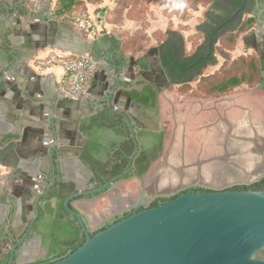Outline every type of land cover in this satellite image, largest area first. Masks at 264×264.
I'll use <instances>...</instances> for the list:
<instances>
[{
	"label": "water",
	"instance_id": "obj_1",
	"mask_svg": "<svg viewBox=\"0 0 264 264\" xmlns=\"http://www.w3.org/2000/svg\"><path fill=\"white\" fill-rule=\"evenodd\" d=\"M218 29L209 36V47ZM255 37L264 45V33ZM55 38L46 1L0 0V225L12 220L19 235L44 210V203L58 211L59 196L72 189L63 206L85 239L65 257L46 264H264L259 256L264 250V188L205 185L210 191H182L93 233L96 229L85 215L91 220L97 215L91 211L94 199L85 195L108 192L123 172L100 184L128 161L132 141L130 161L139 151V133L145 127L159 130L161 82L154 61L123 64L127 46L108 43L91 53L86 109L70 114L54 107L52 91L25 84L26 51ZM244 52L254 54L248 46ZM260 155L262 174L264 148ZM60 183L66 189L51 195ZM185 187L151 197H166ZM37 240H16L7 264L21 243L17 264L42 259L45 250ZM10 244L0 243V254Z\"/></svg>",
	"mask_w": 264,
	"mask_h": 264
},
{
	"label": "flooded vegetation",
	"instance_id": "obj_2",
	"mask_svg": "<svg viewBox=\"0 0 264 264\" xmlns=\"http://www.w3.org/2000/svg\"><path fill=\"white\" fill-rule=\"evenodd\" d=\"M201 16L202 20L195 25V33L197 35L188 40L189 44L187 46L180 38L174 40L172 38L173 32H170L169 36L166 38L165 45L161 47L157 61V65L161 69V75L158 81L168 85H181L183 83L192 82L193 80H198L201 76L206 75L203 73L204 70L210 66H215L219 59L220 51L217 47L221 37L227 34L237 33L246 24L249 27L239 34H243V42L254 51L259 61L261 78L259 82L256 83V87L264 93V45L257 44V39L255 37L256 32L264 33V0H246L244 4L243 0H211L201 12ZM218 27L216 41L209 47V36L212 31ZM248 125L249 128H247ZM250 130L264 143V126L262 124L253 125V123L245 121L243 126L238 128L236 132L238 134H243L249 133ZM164 131V127L159 130H152L145 127V132L139 133L138 135L139 151L137 150L134 158L130 161V156L134 149L132 141L131 151L128 154V161L124 164L119 163L117 168L121 169L114 175L105 179L100 185L117 177L121 172H123V175L115 179L114 183L107 188L108 192L98 191L93 194L85 195L90 199H94L92 200L91 206L93 209L91 211L93 214L98 215H93L94 220H91L89 216L85 215L90 228L96 229L93 233L130 215L133 210L138 211L159 203H164L182 191L210 190V188L205 187L203 183L211 186H218L224 182L225 178L221 175V171L213 164L202 166L200 181L191 182L195 181L197 178L194 168L189 166L186 178L191 182L190 184L194 183L196 185H185L186 187L183 190H179L166 197H151L155 194L176 190L159 192L153 190L150 192L145 189V174L154 161L164 154ZM215 142L217 141L214 131H208L200 140L198 148L199 154H205L208 149L216 148ZM246 153L242 162L244 166L249 169L254 165L252 164L251 157ZM172 160L174 161L173 158ZM127 165L128 167L126 168ZM256 171L255 169L252 172H245L246 177L252 179L249 183L235 182L222 187V189H227L235 185H250L252 183H258V187L264 188V171L259 175H257ZM46 198L45 201H48L51 197ZM42 199H44V197ZM38 201L37 199V203ZM47 203L48 202L44 203V210L38 211L37 217H33L19 235L14 232L12 220L9 223L0 225V243H5L6 241L11 242L7 251L3 254L1 253L2 255L0 254V259L9 255V249L16 243V240L22 238L23 243L31 240L33 237H37L39 249L44 248L45 250L42 259L53 258L54 253L50 252V246L53 243L52 239L56 236L58 240L61 241L58 244V248H60L63 246L62 242L73 237L68 226L56 224L55 219L58 215V211L50 208ZM91 206H89V208ZM72 207L74 208V206ZM99 215L102 216L98 219ZM39 216H41V218H38ZM68 218L71 220L75 219L69 213L64 220ZM75 223L79 226L77 221ZM93 233H91V235ZM22 243L18 244L13 252V254L16 253L15 262H17L18 252Z\"/></svg>",
	"mask_w": 264,
	"mask_h": 264
},
{
	"label": "rangeland",
	"instance_id": "obj_3",
	"mask_svg": "<svg viewBox=\"0 0 264 264\" xmlns=\"http://www.w3.org/2000/svg\"><path fill=\"white\" fill-rule=\"evenodd\" d=\"M208 3L202 1L197 3H184L183 0H116L112 9L109 10V19L111 21H115L116 19L121 21L123 16H125L128 19L137 20L140 23L138 30H142L145 36L147 35V39L145 40L146 44L150 39L147 34L149 24L159 19H163L165 25L161 28L154 29L153 33H151L153 43L164 38L166 33V31L162 30L164 27L168 29L175 28L183 31V33L190 32L189 38L192 39L197 35L195 33V25L202 20L201 12ZM239 33L233 34L234 42L232 46L226 47L225 51L221 50L217 64L204 70V74H212L217 72V70L230 67L239 55H250L244 52L247 45L243 42V34ZM185 36L187 35L185 34ZM195 81L193 80L194 83ZM189 84L185 85L188 86V89L176 87L183 93L188 92L186 93L187 99H179L177 97V103L181 105L179 106V114L182 115L186 111V106H184L186 104L185 102L190 100V98L194 102L193 97L200 98V94H202L196 89V86L195 94L193 92L189 93V89L194 88V85ZM260 102L264 105V94L261 90H257L256 85H240L230 94L206 104V107L209 109L208 116L205 118L199 116L198 118H208L206 120L208 121L207 130L214 131L217 147L208 149L205 154H199L198 149L203 134L191 130L189 125H181L179 121L178 123L175 122L172 119V112H170L171 119L166 121L163 126L165 129L164 154L155 161L146 173L145 179L156 165L163 164L177 174L176 186L172 189L175 190L181 185L200 181L202 166L213 164L218 167L225 180L218 186H211L201 182L206 186L222 188L235 182H249L252 180L246 177L245 172H252L256 169L257 175L259 174V165L262 161L260 152L264 148V143L251 130L249 133L243 134H238L236 130L241 128L245 121L253 123V125L262 124L264 126V112L263 107L261 105L259 106ZM198 105H202L200 101H198ZM253 105L256 107H253ZM182 121L185 120L183 119ZM247 128H249V125ZM245 153L251 157L252 164L254 165L249 169L242 162ZM187 166L194 168L197 178L195 181L183 182L184 171ZM145 189L150 192L154 190L149 188L146 183Z\"/></svg>",
	"mask_w": 264,
	"mask_h": 264
},
{
	"label": "crops",
	"instance_id": "obj_4",
	"mask_svg": "<svg viewBox=\"0 0 264 264\" xmlns=\"http://www.w3.org/2000/svg\"><path fill=\"white\" fill-rule=\"evenodd\" d=\"M41 1H46L48 5L56 26V38L52 41L37 42L26 51L25 84L26 87L29 88L52 91L54 107L70 114H79L86 109L91 93V80L89 82L86 96L80 100L67 98L60 90L63 83L64 69L55 61L56 59L58 60L60 57L65 56H78L84 52H89L91 54L93 51L108 43L125 45L127 46V49L123 64L138 66L146 60L154 61L160 77L161 69L158 67L157 61L160 49L165 45L166 38L169 36L170 32H173L172 38L174 40L180 38L186 46L189 44L188 40H190V32L183 33L181 30L179 31L175 28L168 29L166 27L162 28L163 31L167 32L164 38L153 43L151 33H153L154 29L161 28L165 25L164 20L159 19L158 21L151 22L147 28V34L150 37L147 44L144 41L139 47H130L124 42V40L132 36V34L140 28V23L135 19H128L125 16H123L121 21L117 19L111 21L108 12L112 9L116 0H84L82 5L77 9H72L63 14H57L55 12L57 0ZM80 16H89L95 19L98 24L95 34L84 32L77 27L75 18ZM185 34L187 36H185ZM197 81L198 80H196L195 83L193 81L189 82L191 85H194L193 89H189V93L193 92L195 94ZM183 84L168 85L161 83V96L159 98V129L163 128L165 122L171 119L170 112H172V119L175 122L178 123L179 121V123L181 122V125H189L191 130L201 132L203 138L204 135L210 131L207 130L208 121L206 120H208V118L204 119L208 116L209 110L206 107V104L230 94L235 88L227 94L220 96H204L200 94V98L193 97L194 102H192L190 98V100L185 102L186 104L184 106H186V111L183 112L182 115L179 114V106L181 105L177 103V97H179V99H187L186 93L188 92L183 93L176 87H181ZM183 95H185V97H183ZM198 101L202 104L201 106L198 105ZM260 105L263 107L264 112V105L262 102H260L259 106ZM253 107L256 106L253 105ZM199 116L204 118L199 119ZM183 119L185 121H182Z\"/></svg>",
	"mask_w": 264,
	"mask_h": 264
},
{
	"label": "trees",
	"instance_id": "obj_5",
	"mask_svg": "<svg viewBox=\"0 0 264 264\" xmlns=\"http://www.w3.org/2000/svg\"><path fill=\"white\" fill-rule=\"evenodd\" d=\"M83 1L84 0H57L56 5H55V12L57 14H63L72 9H77L80 5H82ZM89 1H97V0H89ZM121 1H124V0H121ZM125 1H129V0H125ZM199 1L208 3L211 0H183L184 3H197ZM108 15L110 16V12H108ZM248 27L249 26L245 24L241 28V30H239L238 32L244 31ZM232 36L233 34H229V35L227 34L221 37L220 43L218 44V47H217L219 51L221 50L225 51L226 47L232 46L234 42V39ZM146 37L147 35L145 36V33L142 32V30H137L132 34V36L125 39L124 42L128 44L130 47H139L140 44L147 39ZM260 78H261L260 64L256 57V54L255 53L250 54V55L242 54L236 58V61L233 62L230 65V67L217 70V72H214L212 74L201 76L197 81L196 89L202 93L201 95H204V96H220V95L227 94L228 92H230L231 90H233L234 88L240 85L254 86L257 82H259ZM185 85L186 84H183L181 88L188 89V86H185ZM120 169L121 168H117L115 171H113L112 174H115ZM257 184L258 183H252L250 185H244V184L235 185L227 189L228 190L263 189V187H258ZM61 189L62 190L66 189V186L64 183L58 184V187L51 192V195L53 196L55 194L57 195V193ZM71 190L72 189H69V190L67 189L66 192H64L65 195L59 196L58 198L59 199V210H58V215L55 221L57 225L68 226L71 230V234L73 235V237L67 239L65 242H62L63 246L58 248V244L61 241L58 240V238L55 236L52 239L53 243L50 246V252L54 253V257L39 259L32 263H27V264H46V263H49L55 260H59L65 257L66 255H68L69 253H71L72 251H74L78 246H80L83 243L85 238L81 231L80 226H78L75 223L76 220L75 219L71 220L70 218H68L67 220H64V218L66 217L68 213L64 209L63 201L68 196V194L71 193ZM201 191H210V190L204 189ZM38 218H41V216H39ZM259 256H262L264 258V250L259 253ZM8 258H9V255H7L3 259H0V264H7ZM15 261H16V253L13 254L12 264H17Z\"/></svg>",
	"mask_w": 264,
	"mask_h": 264
},
{
	"label": "built area",
	"instance_id": "obj_6",
	"mask_svg": "<svg viewBox=\"0 0 264 264\" xmlns=\"http://www.w3.org/2000/svg\"><path fill=\"white\" fill-rule=\"evenodd\" d=\"M76 25L84 32L95 34L97 23L94 18L80 16L75 18ZM64 69L61 92L70 99L80 100L87 95L91 80V54L84 52L78 56H65L55 60Z\"/></svg>",
	"mask_w": 264,
	"mask_h": 264
},
{
	"label": "bare ground",
	"instance_id": "obj_7",
	"mask_svg": "<svg viewBox=\"0 0 264 264\" xmlns=\"http://www.w3.org/2000/svg\"><path fill=\"white\" fill-rule=\"evenodd\" d=\"M172 159V157H170ZM187 166L184 171L183 182H189L186 178L188 175ZM177 174L173 170L167 168L163 164L155 166L147 175L145 183L149 188L154 189V191H169L176 186Z\"/></svg>",
	"mask_w": 264,
	"mask_h": 264
}]
</instances>
